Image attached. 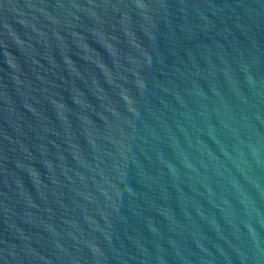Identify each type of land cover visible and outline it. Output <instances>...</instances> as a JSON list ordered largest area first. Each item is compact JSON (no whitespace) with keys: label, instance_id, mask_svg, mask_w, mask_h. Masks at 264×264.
Segmentation results:
<instances>
[{"label":"water","instance_id":"95a60500","mask_svg":"<svg viewBox=\"0 0 264 264\" xmlns=\"http://www.w3.org/2000/svg\"><path fill=\"white\" fill-rule=\"evenodd\" d=\"M0 264H264V0H0Z\"/></svg>","mask_w":264,"mask_h":264}]
</instances>
